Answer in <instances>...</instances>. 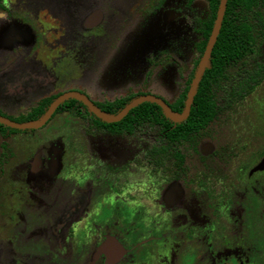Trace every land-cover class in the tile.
<instances>
[{
  "label": "flooded vegetation",
  "instance_id": "flooded-vegetation-1",
  "mask_svg": "<svg viewBox=\"0 0 264 264\" xmlns=\"http://www.w3.org/2000/svg\"><path fill=\"white\" fill-rule=\"evenodd\" d=\"M198 1L204 0H194L189 5L184 0L183 5L174 8L166 7V0H128L130 11L136 14L130 33L127 40L111 42L103 65L98 53L92 56L93 64L97 59L100 65L89 80V83L95 82L93 88L75 86L73 82L84 77L83 48L87 41L106 38L105 12L96 9L84 18L81 16L79 34L71 38L77 32L75 29L72 36L63 37L73 44L59 51L60 59L52 52V28L46 20L52 17L51 13L43 22L41 17H24L35 32L36 46H19L13 55L0 62V76H5L21 61L37 59L42 65L41 71L36 73L38 83H16L6 89L25 91L37 85L39 89L53 87L50 90L55 92L27 104L19 98L0 101V117L17 124L37 122L58 98L68 93L83 95L108 116L118 115L143 96L156 97L173 113L182 114L206 50L195 70L183 110L174 111L171 104L183 90L198 57L200 23L210 13L206 3V15L194 20L193 7ZM112 2L106 3L112 5L105 11L127 4ZM252 9L248 18L261 51L252 54V64L249 65V56L238 65L247 63L253 73L264 74V0H258ZM14 10L13 0H0V19L12 16ZM168 11L177 20L190 19V33L182 38L174 35L165 45L136 57L141 52L133 51L142 45L143 40L138 41L142 33L151 32L154 39L170 36L173 22L160 27L161 16ZM59 17L52 19L71 31L70 25L75 23L77 15L65 11V15L59 14ZM133 25H141L144 32L136 38L134 47H129ZM183 29L179 27L173 33ZM118 45L124 52L123 58L112 63L110 57ZM194 52V58L186 61V56ZM133 54L136 55L134 69L127 66ZM107 67V77L103 80L101 71ZM164 68L173 70L175 84L163 81ZM230 71L227 75L236 80L233 88L238 87V78L234 79L237 70ZM52 73L57 76L54 85L50 84ZM35 81L36 78L32 79ZM263 82L264 75L257 76V82L242 96L223 84L214 100L216 115L205 129L196 133L193 144L174 142L171 146L168 143L162 146L165 140L160 128L147 124L132 132L98 129L83 109L77 115L70 112L55 115L66 102L77 100L102 122L117 124L135 108L153 102L138 104L119 121L106 122L84 102L72 97L59 104L50 118L37 128L17 129L0 122V222L6 219L10 225L7 238L0 244V264H264V185L259 186L258 180L264 182V166L258 168L264 160V150H252V153L249 142L244 141L239 130L242 120L238 117L239 107ZM200 84L201 81L199 87ZM21 93L20 99H24ZM138 93L140 95L115 114L103 111L98 105ZM51 95L58 96L37 120H17L39 100ZM196 95L188 117L181 122L172 121L161 106L153 104L176 126L190 117ZM11 100H15L14 103ZM17 106L25 107L17 110ZM42 129L48 136L33 138V133ZM23 151L27 154L24 162L28 173L23 182L27 189L7 179ZM246 154H251L254 161H241ZM31 180L38 182L40 189H52L53 194L31 198ZM180 200L188 202L190 208L178 207ZM104 208L107 212H102Z\"/></svg>",
  "mask_w": 264,
  "mask_h": 264
},
{
  "label": "rangeland",
  "instance_id": "rangeland-1",
  "mask_svg": "<svg viewBox=\"0 0 264 264\" xmlns=\"http://www.w3.org/2000/svg\"><path fill=\"white\" fill-rule=\"evenodd\" d=\"M112 0H13L14 4V14L10 17H5L4 19H0V62L6 60L5 58H8L10 55H13L14 52L18 49L19 46H25V47H30L33 48L36 46V41L37 37L35 35V32L31 29L32 25L28 22H25L24 17H41L43 18L41 21L49 17L48 15L51 13L52 17H50V21L48 23L50 24L51 29V45L52 47V52L59 58L60 54L59 51L63 49L64 46H69V44H73L71 42L65 41L64 36H72L74 31L76 29V34L71 37L77 36L79 34V27L81 28V25L78 24V21L80 20L81 16L84 18L88 16V14L96 9H101L105 12V34L106 38H94L91 39L86 44L83 48V70H84V77L80 78L77 81L73 82V85L79 86V87H85V86H90L93 88V83H89L91 78L94 76L96 72L99 70V63L97 64V59L95 63L93 64L92 61V56L97 55L98 53V59L100 64L103 65L104 61V55L106 54L105 52L108 50V46H110L111 42L113 40H127V37L130 33V25L134 21V17H136L134 11H130L129 7L131 6L128 0H113V4H121L124 2H127L125 5H120L117 7V9H109L108 11H105L108 6L106 3L110 2ZM134 1V0H133ZM184 0H166V7H177L183 5ZM129 4V5H128ZM197 6L195 5L193 8V17L194 20L197 19L198 17H203L207 13V4L204 1H198ZM65 11H70L74 12V14L77 15L76 21L74 24L70 25L71 31L67 28H64V25L61 23H57L53 19H58L59 14L65 15ZM195 11V13H194ZM77 12V13H76ZM67 16V15H66ZM62 17V15L59 17V19ZM162 18L160 19V27H164L165 24H170L171 27L170 29L172 30L170 36L166 35L164 37L161 36V38H152L151 32H145L142 33L143 29L140 28L141 25L134 26L133 25V31L130 34L131 40L129 41L130 46L129 47H134L136 38L139 37V34L142 33V36L139 37L138 41L140 39L143 40L142 45L135 47V50L133 52H141L140 54L136 55H131L128 58L127 66L129 68L134 69L135 67V61H134V56L138 57L142 55H145L148 51L152 49H156L161 47V45H165L168 41L169 38L172 36H176V38H182L186 37L190 32L189 29H191V23L190 19H183L182 17L180 19L172 18V16L169 15L168 12H163V15L161 16ZM40 18V19H41ZM53 18V19H52ZM175 19V21H174ZM183 19V20H182ZM61 25V26H60ZM178 25V26H177ZM182 28L184 27L183 30H180L179 32L173 33L177 28ZM189 27V29H188ZM158 31V30H157ZM144 32V31H143ZM25 33V35H24ZM173 33V34H172ZM156 36V34H155ZM196 40L198 39V36L195 34ZM70 38V37H69ZM145 38V39H144ZM174 38V37H173ZM56 40V42H55ZM59 41H61L59 43ZM64 41V42H63ZM79 42V40H78ZM60 44L61 47H55ZM75 44V43H74ZM144 44V45H143ZM41 52V51H40ZM123 50L120 47V45L116 46L110 60L112 63H115L116 61L121 60L123 58ZM40 54H43L41 52ZM52 55V53H51ZM195 52L193 53L192 56H186L185 60L190 61V59L194 58ZM2 63V62H1ZM92 63V64H91ZM189 63V62H188ZM186 65V62H185ZM114 68V64L112 65ZM42 69V65L40 61L37 59L31 60L24 62L21 61L19 64L15 65L14 68L9 71L8 73L5 74V76H0V101L5 102L8 99H17L24 102V104L30 103L33 100H37L41 98L43 95H48L52 92H55L52 89L53 87L49 89L45 88H40L36 85L32 87V89H25V91L21 90H7L6 87L11 86L16 83H22V84H30L31 83H38V75L36 73H39ZM107 70L108 67L104 69V71H101V75H103V80L107 77ZM44 71V70H43ZM41 74V73H40ZM53 74V73H52ZM51 74V81L50 84L54 85L57 82V76L55 73L52 75ZM173 70L170 68L166 69L164 68L161 71V77L164 82L172 84L174 83V77H173ZM33 76V78H31ZM35 76V77H34ZM36 78L35 82H32V79ZM88 78V79H87ZM86 79V80H84ZM90 80V81H89ZM182 83V81H180ZM49 84V83H48ZM175 84V83H174ZM6 89V90H5ZM21 94H24V99H20ZM20 95V97H19ZM165 94L162 93V96ZM171 95H174V91L172 92ZM15 100H11V102ZM25 106H17L15 109L20 110ZM14 109V110H15ZM3 113L7 114L8 116L12 115L10 114L8 110H2ZM10 114V115H9ZM238 117L240 118L241 123H240V128L239 130L243 134L244 141L249 142L250 146L249 148L252 150H264V82L263 84L250 96L248 97L243 104L239 107V113ZM46 130H38L35 133H33V138H38V137H43V136H48L46 134ZM29 135V134H28ZM28 135H24L23 137H28ZM250 151V152H251ZM253 153V151H252ZM22 156L20 159H18V165L15 167L14 171L10 170L8 173V180L10 182H16L20 187L23 189L26 188V185L23 183L25 180H27L26 174L28 173V166L24 160L26 159V152L21 153ZM252 155L251 154H246L243 156L241 161H244V163H249L253 162L252 161ZM92 170V169H91ZM259 182L260 185H264V182H261V179ZM88 181L91 182L92 179L88 178ZM31 184H29V187L32 190V197L31 198H42L41 195H51L52 189H40V185L38 182L32 180L30 181ZM40 192H42L40 194ZM27 193V192H26ZM52 198H55L52 196ZM189 205V203L185 200H180L177 204L178 207ZM191 206V205H190ZM188 206V208H190ZM102 212H107V208H104ZM99 213V212H98ZM102 215H105L102 213ZM45 219V218H44ZM8 220L4 219L2 223L0 222V244L4 242V239H6V234L8 230H10V225L7 222ZM43 223V222H42ZM45 223V221H44ZM43 223V224H44ZM1 246V245H0ZM2 250H5L2 248ZM2 262V261H1ZM3 264H8L7 262H2Z\"/></svg>",
  "mask_w": 264,
  "mask_h": 264
},
{
  "label": "trees",
  "instance_id": "trees-1",
  "mask_svg": "<svg viewBox=\"0 0 264 264\" xmlns=\"http://www.w3.org/2000/svg\"><path fill=\"white\" fill-rule=\"evenodd\" d=\"M187 5L194 0H186ZM209 6V16L206 20L201 21L200 33L201 39L196 44L198 57L194 62L193 69L186 80L183 90L179 93L176 100L171 104V108L176 112H181L187 98L189 87L194 76L195 70L200 62L203 52L206 48L209 37L215 23L220 0H204ZM258 0H228L225 16L222 22L220 33L211 53V67L206 69L201 80L200 87L195 98L194 106L188 120L184 123L174 125L168 120L162 109L153 103H144L132 110L129 115L117 124H107L89 113L87 108L77 100H70L62 105L55 113H72L85 114L92 117L94 124L98 129L113 130L116 132L130 131L143 124L158 126L162 133L165 143L162 146L172 145L174 142L195 143L196 133L205 129L216 115L214 100L216 94L223 84H227L231 89L236 91L240 96L247 94L252 88L253 83L257 82V76L260 78L264 75L262 72L253 73L249 68L254 60L253 53L257 52L256 40L253 37L252 26L248 16L253 12L252 6L257 4ZM261 51V50H259ZM251 56V63L239 64L240 61ZM250 58V57H249ZM236 71L234 79L238 78V87L233 88L230 79L231 71ZM233 76V75H232ZM228 79V80H227ZM230 79V80H229ZM138 94H131L129 97L99 103V107L110 114H115L121 110L129 101ZM58 95L44 97L26 114L20 116L18 121L37 120L41 117L52 101ZM83 109V110H82ZM156 155V153L154 154Z\"/></svg>",
  "mask_w": 264,
  "mask_h": 264
},
{
  "label": "water",
  "instance_id": "water-1",
  "mask_svg": "<svg viewBox=\"0 0 264 264\" xmlns=\"http://www.w3.org/2000/svg\"><path fill=\"white\" fill-rule=\"evenodd\" d=\"M227 2L228 0H220V5H219V9H218V13H217V18L215 21V25L211 34V37L209 39L208 45L206 47L204 56L202 58V61L198 67L197 73L195 75V78L193 80V84L191 86L188 98H187V102H186V106H185V110L182 114H175L173 113L169 107L160 99L153 97V96H143L140 97L136 100H134L132 103H130L127 107L124 108L123 111H121L118 115L116 116H108V115H104L102 114L87 98H85L83 95L79 94V93H68L66 95H63L62 97L58 98L49 108V110L47 111V113L37 122H33V123H27V124H17L14 122H11L9 119L0 117V122L3 124H6L10 127L13 128H17V129H29V128H37L39 126H41L42 124H44L51 116V114L53 113V111L58 107L59 104H61L63 101H65L68 98H77L79 100H81L82 102H84L90 109L91 111H93L99 118H101L102 120L106 121V122H116L119 121L120 119H122L132 108H134L135 106H137L140 103L143 102H153V103H157L159 106L162 107L164 113L167 115V117L169 119H171L174 122H181L183 120H185L189 113H190V109H191V105L193 103L195 94L197 93L198 87H199V83L202 79V76L205 72L206 69L211 67V53L213 50V47L215 45V42L217 40V37L220 33V29L222 26V22L225 16V11H226V7H227ZM264 166V160L261 163V165H259L258 168H262Z\"/></svg>",
  "mask_w": 264,
  "mask_h": 264
}]
</instances>
